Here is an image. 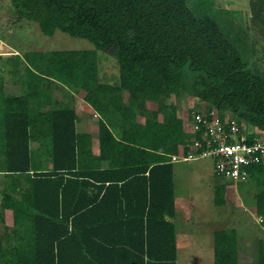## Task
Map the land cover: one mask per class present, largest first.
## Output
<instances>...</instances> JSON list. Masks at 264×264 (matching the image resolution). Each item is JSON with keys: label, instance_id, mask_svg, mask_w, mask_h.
<instances>
[{"label": "trees", "instance_id": "trees-1", "mask_svg": "<svg viewBox=\"0 0 264 264\" xmlns=\"http://www.w3.org/2000/svg\"><path fill=\"white\" fill-rule=\"evenodd\" d=\"M249 1L258 21L263 1ZM10 2L13 22L35 21L45 35L59 30L95 49L27 51L0 61V172L7 176L0 264H176L172 164L187 154L193 134L177 106L161 99L189 94L205 102L196 113L229 112L264 133V71L249 57L248 35L197 13L188 0ZM114 43L117 85L100 80L95 57ZM20 60L23 92L7 95L2 74ZM54 83L84 92L98 117V154L91 134L76 130V111L53 106ZM249 178L258 185L255 212L264 225L263 160L249 166ZM223 185L217 206L225 202ZM212 249L213 264H239L234 229L214 231ZM253 262L264 264V239Z\"/></svg>", "mask_w": 264, "mask_h": 264}, {"label": "rangeland", "instance_id": "rangeland-1", "mask_svg": "<svg viewBox=\"0 0 264 264\" xmlns=\"http://www.w3.org/2000/svg\"><path fill=\"white\" fill-rule=\"evenodd\" d=\"M197 13L208 14L225 28H232L239 36L247 34L248 54L256 61L259 69L264 71V12L258 21H253L249 0H188ZM263 4H264V0ZM14 11L10 0H0V61L11 54H23L27 51L85 50L95 49L92 42L85 38L72 37L56 30L51 36L45 35L35 21L21 19L13 22ZM251 42L253 45H251ZM99 78L103 82L118 84L117 44L100 50L96 49ZM12 70L6 65L2 74L3 92L7 95L22 94L20 80L24 76L23 62ZM12 70V73L10 71ZM8 84V87L4 85ZM60 85V84H59ZM53 106L73 108L78 114L77 130L97 134V115L86 107L83 91L70 92L60 85L56 91H50ZM129 93L122 92V103L127 105ZM54 100L56 102H54ZM161 102L175 104L179 115L185 122L187 115L198 109H204L205 102L185 94L184 96L164 97ZM146 108L158 111L157 102L146 101ZM206 107V106H205ZM227 115H231L226 112ZM162 115L158 113V119ZM183 123V124H184ZM245 129L260 135L251 125ZM38 143L32 142V149ZM264 164V160H263ZM174 217L176 236V264H213V233L221 229H234L237 233L238 263L254 264L258 241L264 239V225L255 212V198L258 185L253 178L245 182H231L215 175L214 165L210 159L184 161L173 159ZM6 174L0 172V188L6 183ZM224 184V185H223ZM223 185L225 202L215 205V190ZM10 212L5 211L6 225L11 224ZM0 220V233L4 235Z\"/></svg>", "mask_w": 264, "mask_h": 264}, {"label": "built area", "instance_id": "built-area-1", "mask_svg": "<svg viewBox=\"0 0 264 264\" xmlns=\"http://www.w3.org/2000/svg\"><path fill=\"white\" fill-rule=\"evenodd\" d=\"M186 124V130L193 134L191 143L187 154L177 158L184 161L210 159L215 175L224 181H247L249 166L264 160V141L260 136H252L253 132L245 129L246 124L237 123L226 112L221 115L216 109L193 112Z\"/></svg>", "mask_w": 264, "mask_h": 264}, {"label": "crops", "instance_id": "crops-1", "mask_svg": "<svg viewBox=\"0 0 264 264\" xmlns=\"http://www.w3.org/2000/svg\"><path fill=\"white\" fill-rule=\"evenodd\" d=\"M4 85L6 86V87H8V84H6V83H4ZM61 85V84H60ZM60 85L59 84H57V83H54V84H51V85H48L49 86V90L50 91H56L57 89H59L60 88ZM71 92V91H70ZM50 93H52V92H50ZM18 95V94H17ZM20 95V94H19ZM50 96H51V94H50ZM52 101H53V99H52ZM54 102H56L55 100H54ZM147 107V106H146ZM179 113V112H178ZM77 124V123H76ZM76 126V125H75ZM76 128H77V126H76ZM77 130V129H76ZM97 130H98V128H97ZM78 131V130H77ZM78 132H88V133H90L91 134V137H92V150H93V152L95 153V154H98V151H99V148H98V131H97V134L96 135H93L92 134V132H90V131H78Z\"/></svg>", "mask_w": 264, "mask_h": 264}, {"label": "clouds", "instance_id": "clouds-1", "mask_svg": "<svg viewBox=\"0 0 264 264\" xmlns=\"http://www.w3.org/2000/svg\"><path fill=\"white\" fill-rule=\"evenodd\" d=\"M184 128L187 129L186 124L184 123ZM248 180V179H247Z\"/></svg>", "mask_w": 264, "mask_h": 264}]
</instances>
